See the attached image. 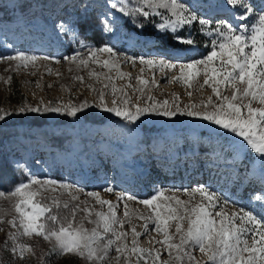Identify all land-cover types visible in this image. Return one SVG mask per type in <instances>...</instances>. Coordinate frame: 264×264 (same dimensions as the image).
<instances>
[{
	"label": "rangeland",
	"instance_id": "374dc122",
	"mask_svg": "<svg viewBox=\"0 0 264 264\" xmlns=\"http://www.w3.org/2000/svg\"><path fill=\"white\" fill-rule=\"evenodd\" d=\"M185 2L211 21L203 31L198 24L185 25L178 30L179 36L194 40L192 45L178 43L170 35L157 38L151 24L140 30L119 13L109 17L113 31L105 33L97 18L110 11L108 0H0V55H14L20 51L41 57L27 67H18L17 61H0V114L13 113L6 118L9 119L15 109L20 111L19 108L79 106L85 102L90 106L79 118L63 113L28 112L46 116L40 129L18 124L14 126L15 134L0 125V132H6L0 134V164L21 169L23 181L32 177L74 185L70 191L78 197L75 201H71L68 189L58 185L55 191L44 193L59 198L61 203L71 201L80 208L107 212V206L101 207L95 197L88 195L96 192L101 199L117 206L115 211L121 219H124V205L127 204V223L123 229L117 226V231L127 233L129 251L117 258L116 245H113L107 258L111 264H125V257L127 264H138L136 254L130 249L132 229L138 233L145 231V221L140 217L151 215L156 205L161 206L163 216L167 206H176L177 199L191 205L200 203V194L192 191L198 186L203 185L219 197L218 207L212 209L213 212L230 216L233 212L239 215L240 209L253 213L264 211L260 202L254 199L264 189V169L258 159L251 158L245 144L209 122L179 114L192 105L196 106L192 110L203 112L209 97L215 101L211 88L203 85V74L198 78L199 85L195 80L185 82L179 79L180 66L207 55L211 42L207 32L224 21L238 26L242 23L239 13L220 6L223 0ZM21 3L25 5L23 10L19 7ZM250 3L257 11L264 6L261 0H250ZM85 16L89 23L82 24L81 30H86L88 42L96 47L113 46L117 52L113 59L119 67H112L111 60L109 66L104 67L107 53H97L96 59L91 60L83 51L86 64L63 61L64 56H71L79 46L59 38L56 25L63 23L70 27ZM146 40L151 43H145ZM45 56L56 59L45 60ZM133 57L165 59L176 67L142 65L139 60H129ZM140 80L145 83L141 84ZM101 94L103 107L135 111L134 106L139 105L149 111L137 121L128 122L99 106ZM226 94L230 95L231 90ZM153 105L158 109L164 106L177 111V115L159 116L151 111ZM253 106L258 105L254 103ZM92 114L100 116L102 124L91 122ZM108 186L115 191H103ZM14 187L10 190L0 188L5 193L0 197V209L5 213L0 217V264H85L72 254L51 253L50 245L42 238H11L10 234L16 231L8 224L13 216L11 203L14 198L8 193ZM153 195L157 199L153 201L152 209L139 203ZM121 196L124 199H120ZM128 196L137 199L129 200ZM86 226L91 228L93 225ZM183 226L187 227L186 222ZM168 231L177 236L175 221H169ZM163 240V234L152 231L151 224L147 234L139 237L137 246L153 252L147 264H154V261L162 264L171 259L166 246L158 243ZM22 243L31 246L23 260L19 258ZM13 247H16L15 253ZM156 252L161 254L158 260ZM192 255L194 262L204 264L206 261L198 249H193Z\"/></svg>",
	"mask_w": 264,
	"mask_h": 264
},
{
	"label": "snow or ice",
	"instance_id": "6c2138e0",
	"mask_svg": "<svg viewBox=\"0 0 264 264\" xmlns=\"http://www.w3.org/2000/svg\"><path fill=\"white\" fill-rule=\"evenodd\" d=\"M261 2L264 5V0ZM220 6L233 13H239V21L242 23L234 26L224 21L211 28L207 32L211 37L210 51L198 60L182 63L179 77L185 82L195 80L199 85L198 78L203 74V85L211 88L216 99L214 101L209 97L208 103L203 105L205 109L203 112L192 110L196 107L192 105L187 111H181L179 114L209 122L223 132L232 134L245 144L252 154L251 158L258 159L261 168L264 169V6L257 11L250 0H223ZM19 7L23 10L25 5L21 3ZM107 7L110 11L97 18L100 28L105 33L113 31L109 17L119 13L130 19L140 30H143L146 24H151L157 38L163 39L170 35L178 43L192 45L194 40L179 36L178 30L185 25L192 27L198 24L203 31L205 26L211 23L209 19L193 10L185 0H108ZM156 17L160 19L156 20ZM88 23L85 16L70 27L63 23L56 25L59 38L66 40L70 45L75 43L79 46L71 56H64L63 61L69 63L79 61L80 64H86L87 61L81 54L83 51L87 52L91 60L96 59L97 53H107L108 59L103 61L104 67L109 66L110 60L112 67H119L113 59L117 56L113 46L104 44L96 47L88 42L86 30H81V25ZM145 43L151 41L146 40ZM40 58L20 51L15 52L14 55H0V61H17L18 67H27ZM43 59L56 58L45 56ZM129 60L132 62L139 60L142 65H163L168 69L176 67V64L165 59L133 57ZM56 62L60 61L56 60ZM200 66L203 68L201 69ZM140 83L144 84L145 81L140 80ZM229 89L230 95L226 94ZM113 91L115 92V89ZM124 103L127 104V100ZM254 103L258 106L254 107ZM113 104L115 105V100ZM164 104L166 105L167 101ZM99 106L103 107L102 94ZM89 107L85 102L79 106L63 104L59 107L49 105L43 108H21L20 112L63 113L69 117L79 118V115L86 114L85 109ZM134 107L135 111L120 107H103V110L114 113L128 122L137 121L141 115L149 111V108H142L139 105ZM209 108L211 111L208 110ZM151 111L159 116L177 115V111H170L164 106L158 109L153 105ZM12 114H0V121ZM57 185L69 190L71 201L78 199L76 195H71L70 190L75 188L74 185L32 177L21 181L8 193L10 198H14V202L11 203L13 216L8 221V224L16 229L10 234L13 240L42 238L50 245L51 253L72 254L82 259L85 264H106V262L111 264L107 258L113 245H116L117 258L129 251L126 243L127 233L117 231V226L123 229L127 223L129 215L127 204L124 205V219H121L115 211L117 206L101 199L96 192H89L88 195L95 197L101 207L107 206V212L94 211L88 207L80 208L71 204V201L61 203L59 198L44 195L45 192L55 191ZM103 191L113 192L115 189L108 186ZM184 191L188 190L184 189ZM192 191L200 194V203L191 205L177 199L176 206H167L163 216L161 206L156 205L151 215L140 217L145 221V231L138 233L132 229L133 240L130 249L136 254L138 264L141 261L147 264L148 257L153 256V252L137 246L139 237L147 234L150 224L152 231L163 234L164 240L158 243L166 246L167 254L171 258L169 261H163L162 264H199L194 262L193 249H198L206 258L204 264H264V211L253 213L240 209L239 215L233 212L230 216L220 211L213 212L211 210L218 207L219 197L203 185ZM4 195L5 193L0 191V197ZM120 199L124 197L121 196ZM127 199L137 198L128 196ZM156 199L157 196L153 195L150 199L140 200L139 203L152 209L153 201ZM254 199L260 202L261 208L264 209V189ZM4 214V210L0 209V217ZM169 221H175L176 237L168 231ZM184 222L187 224L186 228L183 226ZM86 224L93 226L89 228ZM28 251H31L30 245L20 244L19 258L23 260L24 253ZM12 252H16V247H13ZM160 255L159 252L155 253L157 260Z\"/></svg>",
	"mask_w": 264,
	"mask_h": 264
},
{
	"label": "trees",
	"instance_id": "16d2710c",
	"mask_svg": "<svg viewBox=\"0 0 264 264\" xmlns=\"http://www.w3.org/2000/svg\"><path fill=\"white\" fill-rule=\"evenodd\" d=\"M16 104L19 108L20 100ZM15 110L16 111L12 117L0 121L1 126H6L9 130H11L15 134L17 133L16 130L14 129L15 125L21 124V125H27L33 129H40L46 122L45 115L36 116L29 114L28 112L21 113L19 110L17 109ZM90 117L92 119L90 120L91 122L102 124V121L100 120V116L92 114L90 115ZM2 133L4 134L6 132L5 131L0 132L1 135ZM21 176H23L21 169L19 168L16 169L11 164H5V165L0 164V188L10 190L14 185H17L18 183L23 181V178Z\"/></svg>",
	"mask_w": 264,
	"mask_h": 264
}]
</instances>
